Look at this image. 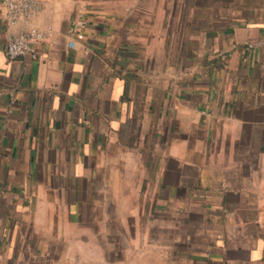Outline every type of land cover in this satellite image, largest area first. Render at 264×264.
<instances>
[{"label":"crops","instance_id":"crops-1","mask_svg":"<svg viewBox=\"0 0 264 264\" xmlns=\"http://www.w3.org/2000/svg\"><path fill=\"white\" fill-rule=\"evenodd\" d=\"M40 1L0 0V264H264V0Z\"/></svg>","mask_w":264,"mask_h":264},{"label":"built area","instance_id":"built-area-1","mask_svg":"<svg viewBox=\"0 0 264 264\" xmlns=\"http://www.w3.org/2000/svg\"><path fill=\"white\" fill-rule=\"evenodd\" d=\"M5 8V18L9 25L16 26L28 23L36 18L42 11L43 5L40 0H1ZM83 21L75 24L74 30L83 27ZM52 36V29L31 27L24 29L18 36L13 38L7 45L6 53L11 61L21 57H38L34 47L36 43L47 41Z\"/></svg>","mask_w":264,"mask_h":264}]
</instances>
